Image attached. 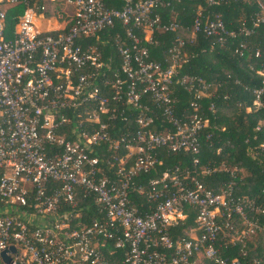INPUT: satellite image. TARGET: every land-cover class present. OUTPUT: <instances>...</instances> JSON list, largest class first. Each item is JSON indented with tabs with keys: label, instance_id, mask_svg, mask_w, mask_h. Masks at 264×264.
Segmentation results:
<instances>
[{
	"label": "built area",
	"instance_id": "2783aa9c",
	"mask_svg": "<svg viewBox=\"0 0 264 264\" xmlns=\"http://www.w3.org/2000/svg\"><path fill=\"white\" fill-rule=\"evenodd\" d=\"M179 2L0 0V255L10 264H245L246 242L264 236V208L234 194L236 169L198 166L218 130L217 108L212 83L179 72L184 41L177 36L202 35L225 50L236 44L238 59H259L242 40L264 27V5L256 0L258 13L234 28L199 5L189 26L162 21ZM17 6L7 31L6 10ZM49 13L68 17L64 30L36 28ZM104 30L113 31L109 52L88 42ZM154 33L175 35L164 65L150 58ZM254 73L259 87L246 91L256 110L264 59ZM178 89L189 96L180 107ZM248 149L264 171V142ZM167 156H188L192 169L165 167ZM212 174L230 180L207 186L198 179ZM89 205L96 217L85 222ZM189 212L192 225L173 235ZM228 248L238 256L223 255Z\"/></svg>",
	"mask_w": 264,
	"mask_h": 264
},
{
	"label": "trees",
	"instance_id": "16d2710c",
	"mask_svg": "<svg viewBox=\"0 0 264 264\" xmlns=\"http://www.w3.org/2000/svg\"><path fill=\"white\" fill-rule=\"evenodd\" d=\"M255 1L229 0L226 5L205 7L197 0H180L179 3L171 4V10L166 8L161 13V20L174 19L183 27L189 26L192 20L191 12L199 5L213 14H218L225 27L234 28L240 18L248 23L249 19L258 13V6ZM259 1L264 5V1ZM22 9V6H17L6 10L7 31L12 30L16 22L15 16L20 14ZM45 17L48 18V15L45 14ZM177 36L184 41L181 53L184 55L183 60L185 61L180 64L179 72L197 76L212 83L209 92L214 93L215 98L212 101L217 108L214 126L218 130L212 132L211 145L201 149L198 156V166L207 163L209 166H217L224 163L229 169L235 168L237 171L235 175L238 180L234 194L254 199L257 204L264 208V171L257 160L250 158L248 149L264 142V92L260 97L262 107L255 110L251 107L253 97L250 92L246 91L247 88L259 87L260 79L254 71L258 69L259 63L264 59V27H258L250 37L242 40L251 52L259 49L261 56L256 60H250L249 57L246 60H240L232 55L236 44H232L230 50H225L213 43L212 39H206L202 35L196 36L191 42H189V36L186 33L178 32ZM174 37V34L154 33L155 44L148 47L150 58L163 64L164 54L173 43ZM112 38L113 31L104 30L95 38H89L88 42L96 49H105L109 52L114 49ZM211 52H215L214 58L218 61V65H210V62L206 60ZM219 64L224 69L218 70ZM248 65L252 66L254 71L248 69ZM235 81L239 84H235ZM175 96L181 103L178 107L185 104L189 99V96L180 89L176 90ZM223 97H226V100H222ZM204 103L206 104V102ZM257 124H260V129L255 132L254 128ZM220 128H223V131H220ZM252 136H255V140H252ZM163 165L165 167L178 165L188 170L192 169L188 156H167ZM162 169L163 167H160V170ZM239 170H242V173H239ZM152 177V174L141 176L139 183L145 184ZM198 179L207 186H215L218 182L230 180L226 174H212L198 177ZM64 207L66 208V206ZM188 214L189 216L183 224L171 230L173 235L180 236L182 229L192 225L193 213L189 212ZM84 216L85 222L94 219L96 217L94 206L89 205L88 211L82 212V217ZM262 221L264 218L261 219ZM225 251H222V254L229 258L238 256L234 248H228ZM246 252L247 255L243 259L245 264H249L252 259H260L264 264V236L257 234L247 241Z\"/></svg>",
	"mask_w": 264,
	"mask_h": 264
},
{
	"label": "rangeland",
	"instance_id": "374dc122",
	"mask_svg": "<svg viewBox=\"0 0 264 264\" xmlns=\"http://www.w3.org/2000/svg\"><path fill=\"white\" fill-rule=\"evenodd\" d=\"M262 1H264V0H262ZM54 11L55 12H60V11L63 12L64 11L65 13L69 14L68 9L65 8V7H63L62 5H55ZM49 16H50V13H49ZM54 16L55 15L53 13V17L52 16L49 17L51 19L50 21H51L52 24H54L52 22V21L55 20V19H53V18H55ZM36 21H37L36 28L40 29V28H43L44 27L45 23L43 22V20L36 19ZM56 21L60 22L61 20H56ZM214 55H215V52L209 53L208 56L206 57V60L210 62V65H214L215 66V65H218V61L215 60ZM221 67L222 66L219 64V66H217V69L218 70L224 69L223 67L222 68Z\"/></svg>",
	"mask_w": 264,
	"mask_h": 264
},
{
	"label": "crops",
	"instance_id": "0c3cea01",
	"mask_svg": "<svg viewBox=\"0 0 264 264\" xmlns=\"http://www.w3.org/2000/svg\"><path fill=\"white\" fill-rule=\"evenodd\" d=\"M55 19L54 21H52L54 24L51 23V19L48 17V18H45L43 17V22L45 23L44 27L43 28H40V30L42 31H54V30H57V32H60L62 30H64V28L66 27V25L68 24L69 22V19L68 17L64 18L62 21L58 22L56 20H58L57 18H53ZM40 20V19H38ZM37 23V21H36Z\"/></svg>",
	"mask_w": 264,
	"mask_h": 264
},
{
	"label": "water",
	"instance_id": "95a60500",
	"mask_svg": "<svg viewBox=\"0 0 264 264\" xmlns=\"http://www.w3.org/2000/svg\"><path fill=\"white\" fill-rule=\"evenodd\" d=\"M9 250H10L11 253L15 252L13 248H10ZM0 257H1V259H2L4 264H10V259L8 257H6L4 255V253H1ZM15 264H21V263L20 262H15Z\"/></svg>",
	"mask_w": 264,
	"mask_h": 264
}]
</instances>
